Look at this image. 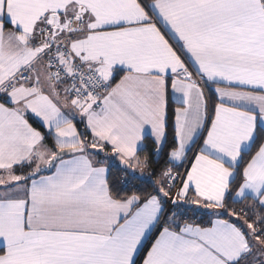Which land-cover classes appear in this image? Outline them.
Segmentation results:
<instances>
[{"label":"snow or ice","instance_id":"obj_1","mask_svg":"<svg viewBox=\"0 0 264 264\" xmlns=\"http://www.w3.org/2000/svg\"><path fill=\"white\" fill-rule=\"evenodd\" d=\"M0 264H264V0H0Z\"/></svg>","mask_w":264,"mask_h":264}]
</instances>
